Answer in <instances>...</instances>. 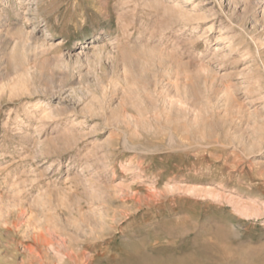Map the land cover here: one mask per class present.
<instances>
[{
  "label": "rangeland",
  "instance_id": "rangeland-1",
  "mask_svg": "<svg viewBox=\"0 0 264 264\" xmlns=\"http://www.w3.org/2000/svg\"><path fill=\"white\" fill-rule=\"evenodd\" d=\"M0 264H264V0H0Z\"/></svg>",
  "mask_w": 264,
  "mask_h": 264
}]
</instances>
